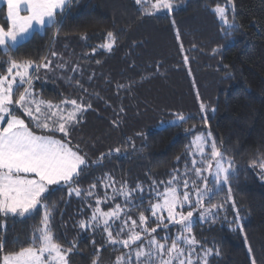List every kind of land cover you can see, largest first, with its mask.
<instances>
[{"label": "trees", "instance_id": "obj_1", "mask_svg": "<svg viewBox=\"0 0 264 264\" xmlns=\"http://www.w3.org/2000/svg\"><path fill=\"white\" fill-rule=\"evenodd\" d=\"M154 2L147 0V7L151 9ZM177 3L180 6L172 15L162 11L143 16L135 0H80L58 36L51 29L14 55L18 60L39 61L43 56L51 58L50 50L59 53L66 61L65 70L46 73L42 69L34 88L43 99L53 103L66 97L79 100L81 96L85 103H92L83 124L72 134L73 143L79 144L90 160L96 161L109 149L121 148L119 157L106 158L81 176L83 189L109 173L117 181H127L130 187L142 184L147 197L153 179H169L177 166V157H181L183 168L188 159L187 147L193 139V134L185 129L195 127L196 133L208 131L201 122L199 93L208 108L217 109L214 118L208 112L210 130L218 142L223 141L222 150L239 169L231 187L245 230L243 234L230 230L228 221H234L235 213L231 204L225 203L226 211L220 213L217 222L198 223L194 235L213 249L210 264H250L248 246L253 249L257 264H264V180L259 167H252L254 161L264 160V0H234L237 28L229 31L226 38L212 9L218 4L225 6L227 0ZM229 19L232 22L231 12ZM6 25L5 9L0 8V26ZM109 31L117 35L112 52L99 47ZM82 35L87 39H81ZM216 48L220 51L214 56L212 50ZM5 60L6 56H0V61ZM77 65L78 71L72 72ZM5 69L6 65H0V72ZM69 77L74 79L69 81ZM75 80H80L88 93H83ZM118 83H133V87L130 92L119 90L118 94ZM121 107L125 109L123 113L119 112ZM176 113L195 119L182 127L170 125ZM137 133H145L147 139ZM95 191L99 196L105 193L99 183ZM62 195L56 193L52 197L57 204L55 234L65 246L78 241V252L71 256L74 264H92L97 246L91 243V232L78 227V221L86 219L91 210L75 196L61 199ZM226 199L227 190L213 202ZM118 201L122 202L121 198ZM132 215L137 218L138 213ZM225 215L228 221L223 219ZM38 223L39 217L15 225L9 223L8 250H14L16 240L27 246L32 226ZM216 249L219 256L215 255ZM105 253L101 249L100 257ZM117 255L110 253L111 257Z\"/></svg>", "mask_w": 264, "mask_h": 264}, {"label": "snow or ice", "instance_id": "obj_2", "mask_svg": "<svg viewBox=\"0 0 264 264\" xmlns=\"http://www.w3.org/2000/svg\"><path fill=\"white\" fill-rule=\"evenodd\" d=\"M4 3L7 25L0 26V56H6L7 60L0 61V65H6L0 72V264H74L71 256L78 252V241L62 245L53 228L57 204L52 197L56 193L64 194L61 199L75 196L91 210L86 219L78 221V227L93 234L94 246V237L100 234L105 241L101 247L119 253L111 264H210L213 249L194 235L198 223H216L220 213L226 211L224 204L230 203L234 221H228L227 215L223 219L228 221L231 231L243 234L245 230L231 187L239 169L235 160L222 150L223 141H217L209 126L208 112L214 118L217 109L208 108L197 93L201 122L208 131L196 133L195 127L185 129L186 133L193 134V139L187 147L188 159L183 168L180 167L181 157H177V166L169 179L159 182L153 179L147 197L142 184L130 187L127 181H117L109 173L83 189L81 176L104 159L119 157L121 148L109 149L96 161L90 160L79 144L73 143L72 134L83 124L92 103H85L83 96L79 100L66 97L53 103L43 99L34 88L42 69L46 73L65 70L66 61L59 53L50 50L51 58L43 56L39 61L18 60L14 55L36 36L46 35L51 29H55L58 36L73 6L80 0H4ZM135 4L140 6L143 16L162 11L172 15L180 6L177 0H155L151 9L147 7V0H135ZM234 7V0H227L225 6L218 4L212 9L223 25L225 38L229 31L237 28ZM176 35L179 40L178 30ZM81 39L87 37L82 35ZM116 43L117 35L109 31L99 47L112 52ZM95 51L93 49V54ZM181 51H184L182 45ZM219 51V48L213 49L212 55ZM184 61L188 63L187 55ZM71 71L77 72L78 65ZM68 79L72 81L74 77ZM75 83L83 93H88L80 80ZM132 87L133 83L116 85L118 94L119 90L130 92ZM94 95L100 99L98 93ZM124 111L123 107L119 109L120 113ZM193 119L195 117L176 113L169 123L182 127ZM137 135L147 139L145 133ZM130 143L135 149L134 142ZM252 167H259L260 178L264 180V160L254 161ZM97 183L105 189L103 196L96 194ZM108 189H111L110 194ZM225 190L226 201L214 203L215 197ZM118 197L122 202H117ZM145 203L148 207H144ZM103 204L110 206L105 210ZM134 212L138 213L137 218H133ZM37 217L39 223L33 224L28 245L16 240L14 250L9 251L8 224L34 221ZM244 240L247 245L246 235ZM100 252L101 248L97 247L92 264H107L101 260ZM247 253L250 264H257L251 246L247 247ZM215 255H220L219 249L215 250Z\"/></svg>", "mask_w": 264, "mask_h": 264}, {"label": "rangeland", "instance_id": "obj_3", "mask_svg": "<svg viewBox=\"0 0 264 264\" xmlns=\"http://www.w3.org/2000/svg\"><path fill=\"white\" fill-rule=\"evenodd\" d=\"M110 193H111V191H110ZM110 193H109V194H110ZM118 199H119V197L117 198V202H119ZM114 203H115V202H113V206H114ZM103 205H106V206H107V207L105 208V210H107L108 207L110 206L109 204H103ZM89 212H90V211H89ZM90 234H91V239H93V234H92V233H90ZM94 239H95V241H96V244H95V245H96L97 247H100L101 249H104V251H106V253H109V255H106V253H105V255H104L103 257H101V260L104 261V262H107V264H111V262L115 260V257H111V256H110V253H111V252H110L109 250H106L105 248L101 247V246L104 245V243H105V241H104L102 235H100V234H96L95 237H94Z\"/></svg>", "mask_w": 264, "mask_h": 264}, {"label": "crops", "instance_id": "obj_4", "mask_svg": "<svg viewBox=\"0 0 264 264\" xmlns=\"http://www.w3.org/2000/svg\"><path fill=\"white\" fill-rule=\"evenodd\" d=\"M0 8H4L5 9V19L7 21V15H6V12H7V6L6 4L4 3V0H0Z\"/></svg>", "mask_w": 264, "mask_h": 264}]
</instances>
